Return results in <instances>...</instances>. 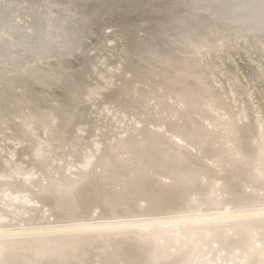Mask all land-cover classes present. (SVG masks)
<instances>
[{
	"label": "rangeland",
	"instance_id": "obj_1",
	"mask_svg": "<svg viewBox=\"0 0 264 264\" xmlns=\"http://www.w3.org/2000/svg\"><path fill=\"white\" fill-rule=\"evenodd\" d=\"M1 1L6 2L5 0ZM12 1L15 2V6L9 18L17 21V26L21 25L20 28L25 31H21L23 34L19 35V39L22 40L25 38L24 33L36 34V30L37 32L39 31V26L35 24L37 15L42 21L44 19L46 22L52 23L58 13L59 15L57 16L60 19L63 18L61 16V9H66L65 7L69 5L67 3L68 0ZM74 1V13L77 16L80 15L79 13L81 11L87 13L92 19L96 20V24L94 25L95 28L88 32L84 28L82 30V37L73 42L70 45V49L58 52L57 49L55 50L57 47L55 40L51 43L43 39V42L48 48L56 47L49 52L37 51V53L31 55L30 65L26 61L18 60L19 58L13 60L11 57H7L5 60V58L1 57L0 59V79L3 80V82L0 81V248L10 245L16 254V261H19V263L14 261L15 264H36V262H39L38 259L42 257L40 255H44V258L48 256L47 258L52 260V255L57 252L59 255L61 254L60 256H62L63 260L67 259L65 261L67 264H128L126 257L128 255L125 254L126 256H124L125 251L121 253L123 247H126L127 244V246L130 244V247L136 244V246L134 245V249L141 248L145 244V241L147 242L146 237L153 235L155 237L152 240L154 246L157 250L160 247L161 249L159 250L160 252H157L159 256L155 254L158 258L152 254L156 258L155 260L158 259V261L154 262V257L150 255L146 260V264H160V262L161 264H168L172 258L177 259L178 264H189L190 262V264H242L249 251H252L256 247L259 253L258 255L261 256L259 258H262L260 260L264 261V246L258 244L257 237L255 239L252 235L248 236V238L253 242L246 241V243H252L250 244L251 247L245 242L240 245L242 248L235 242L231 244L230 248L224 249V251L219 247V237L217 236V238L214 232L215 225H219V215L228 214V210L231 209V207L225 206L224 204L222 205L223 207L221 206L219 208V198L223 196L219 193V185H216L220 184L217 178L219 177V173L215 175V178L214 176L210 177V179H207L205 176L199 178L202 182H206V179L208 181L210 180V183L213 185L214 195H212L217 202L215 205L201 204V200L205 196L194 192V194L191 193L189 196L197 203L194 208L193 206L187 207L179 205L177 207H171L170 211L164 212L163 210H156L155 212H151L148 211L151 209L148 208L149 204L147 202L149 203V201L146 198L144 199L145 196H139L135 200V205L138 207V210L135 212L137 214L134 213V215L120 214L118 217L117 215H111L109 217L107 214H102L105 212L103 210L104 207L101 204L98 205L97 202L91 203L90 207L88 204L89 209L83 208L86 207V198L84 199L86 197V189L90 188V185L93 183L102 186V189L105 187L109 192L117 195L120 193L115 191V188L120 189L118 187L119 184L117 185L115 182L112 184L109 183L110 173H106V171L110 168H104L108 161H105L106 163L104 164V160L107 159L106 156H108L109 152L121 146L131 137L135 144H140L147 140L150 141L151 138L147 130H150V127H154L152 123L158 124L160 120L164 121L165 117L166 119L173 117H168L171 113H166L163 107L170 99V81H173V78L177 74L173 71L162 73L166 66L160 65L159 63L157 66L149 64V60L152 59L151 61H155L154 56L149 51L153 48L156 50L157 46L151 44L153 48H150V46L147 48L148 39L155 34L157 38V35L161 32L160 27H163V22H165L164 25L171 24L183 14L199 12L203 15L201 29H205L206 31L202 32L204 33V37H210L212 41L210 40L211 42L209 41V43L197 47L195 51L197 54L195 53L194 57V61L196 62L194 68L196 72L188 74L185 71L183 73V78H185L183 79L185 80L183 85L187 86L195 82L193 85L199 88L202 85V89H204V86L212 87L214 90L211 89L218 96L220 91L223 99L232 105V110L238 123L245 122L248 119L257 122L260 126H258L259 131L255 130L251 132V138L253 142L259 143L260 151L264 147V38L253 36V31L248 34L249 37H245V33L239 31L242 27L245 28L244 23H239L238 20L242 18L234 15L229 19L228 17L231 14L229 15L228 12L222 13L224 18L221 17L222 20H220L224 22L220 24L219 30V8L215 10L216 7H214V3L218 0ZM26 5L30 7L34 5L38 6L33 10L30 8L28 10ZM226 15L229 16L226 17ZM78 22H81V20ZM226 26L227 28L228 26L231 27V29H227ZM56 27L54 30L57 32ZM233 30L238 33L235 34ZM209 31L211 34L208 33ZM58 32L60 34L62 33L61 30ZM20 53L18 56H21ZM8 62H11L10 65ZM31 65L34 68L42 66L46 71L51 66L55 69L68 66L64 70H67L70 75L72 74L71 79L65 81L69 85V88L65 91L62 90L61 88L63 86H58L57 80L51 74L50 77L49 74L43 73L42 78L41 76L40 78L39 76H31V80V77L25 76L24 73L22 74L29 67L33 68ZM4 66L9 67L6 68ZM154 67L160 70L153 76L151 75V71ZM173 67V65H170V70H173ZM48 72L51 73L50 69ZM193 76L195 77L193 78ZM76 83H78V86ZM176 84H178V87H181L179 80ZM176 84L175 86H177ZM78 108H80L81 112H75ZM171 110L177 109L175 106H172ZM61 112L65 113L64 115L68 117H63ZM154 114L159 115L160 120L158 117H154ZM151 117L154 118L152 119ZM148 118L149 120H147ZM159 131L160 133L158 132V134L161 137L160 134L165 131L161 129ZM144 132L146 133L143 134ZM163 134L162 136H164ZM146 135H148L147 138ZM203 138L206 142L210 141L209 144L213 150L214 148L215 150L218 148L219 144L217 141L212 140L211 134H205ZM182 140L181 144H185L184 146H187L190 142L186 138H182ZM189 145L191 146V144ZM195 147L193 146L192 151L198 152L199 150L194 149ZM214 156L216 154H210L209 156L205 154L199 159L211 164V162L217 160V156ZM108 157L110 158V156ZM96 159L102 161L100 162ZM101 172L102 175L105 173L107 178L102 180V177L99 176ZM259 173H262V171ZM162 177V173L156 175V178ZM83 180H86V182ZM60 181L61 183H59ZM78 183L82 186V190L85 189V192H74L75 188L73 191L69 190L71 193L69 195L74 196L76 194V196H81L79 197L83 198V200L79 199V201L82 200L81 205L70 202V199H67L68 196L62 191H59L63 190L66 192L67 189L63 187L70 185L71 188H74ZM113 207L117 206L114 205ZM262 207L264 209V205ZM221 209L222 211L224 209V211L222 212ZM263 209L261 211L257 210V214L262 213L263 215L260 220L261 222L255 223L258 229L255 230L252 227L255 230V236L256 231H260L264 227ZM233 213V215L238 213L234 218L238 217L239 219H236L240 222L246 223L249 220V222H255V216L253 217L254 212L251 213L252 215L250 213L240 214L242 213L241 211ZM187 215L188 217L191 216V218H187ZM195 217L199 220L197 221ZM216 217L217 220L215 219ZM208 221L210 222L208 223ZM125 223L127 225L131 223V225L126 226ZM133 223L138 224L137 226H133ZM131 228L134 230H130ZM100 230H104L102 231L103 235ZM210 230L213 231L210 233ZM90 231L102 236L98 234V236H95ZM107 232H109L110 236L114 233L111 239L109 235L107 236ZM12 233L15 237L12 236ZM236 234L239 236V231L235 233V237H237ZM2 235L4 237L3 240ZM99 236L105 239L101 244L97 241L100 239ZM106 239H108V243ZM207 239L209 240L207 241ZM96 241L99 245L96 244ZM105 242L109 245V248L108 246L106 247ZM111 242L113 243L111 244ZM215 242L218 244L216 245ZM32 244L33 247L31 246ZM184 244L186 245L181 247ZM245 244L248 247H245ZM26 245L29 246L28 250H31V252L36 251V249L38 250L40 247H42L43 252L38 256L35 255L36 257L31 255L32 258L28 255L29 259L32 260L31 262L30 260H25V257L22 258L23 255L21 253L25 251ZM19 246L23 247V251ZM15 247H19L20 249H15ZM234 247L235 249H231ZM236 247L240 248V250ZM80 248L83 249L81 250ZM103 248H107V251L106 249L103 251ZM243 248L247 251H244ZM101 250L102 253L99 252ZM219 250L224 253L221 255ZM106 253L108 254L106 255ZM68 254H70V257L72 256V259L75 256L79 257V260L77 257L74 259L76 261L78 260V263H73L76 261L71 258V260H68ZM117 257H120V260ZM159 257H162L164 260L159 259ZM102 258H106V260H102ZM182 259L183 261H181ZM190 259L194 260L190 261ZM115 261L116 263H114ZM243 264H246V261Z\"/></svg>",
	"mask_w": 264,
	"mask_h": 264
},
{
	"label": "bare ground",
	"instance_id": "obj_2",
	"mask_svg": "<svg viewBox=\"0 0 264 264\" xmlns=\"http://www.w3.org/2000/svg\"><path fill=\"white\" fill-rule=\"evenodd\" d=\"M5 1L6 2L0 0V59H1V57L5 58V60L7 57H11V59H13V60H17L19 58L18 60L26 61V62H28V65H30V63H29L30 57H31V55L37 53V51L49 52L50 50H54L53 48L57 46L55 48V50L57 49L58 52H63V50H65V49L66 50L70 49V45L73 42H75L78 38L82 37V35H83L82 30H84V28L86 29L87 32L92 30L93 28H95L94 25L96 24V20L92 19V17H90L87 13H83L82 11L79 13L80 15L77 16L74 13L75 1L74 0H68L67 3L69 5L65 7L66 9H64V8L61 9L62 7L60 8L62 10V13H61V16L63 17L62 19H60L59 16H57V15H59V13H58L55 16L54 21L52 23H49L48 21L46 22V20H44V19L42 21L41 18H38V15H37L36 16L37 19L35 20V24H37V26H39V31L37 32V30H36V32H35L36 34H29L28 32L24 33L25 38L22 40V39H19V35L23 34V33H21V31L22 32H25V31H23L22 28H20L21 25L17 26V21H13L11 18H9L10 15L12 14L11 12L13 11V7L15 6L14 5L15 2L12 0H5ZM18 2H19V0H18ZM37 6H35V5L33 7L27 6V9L29 10V8H30L31 10H33L34 8H37ZM214 7H216L215 10H217L219 8V30H220V24L222 22H224V21H221L222 18H224V16H222V13L224 14L225 12L226 13L228 12L229 15L231 14L230 17H228L229 19L232 18V16H234V15H236L237 17H241L243 19V20L238 19L239 23L242 22L245 25V28L240 26V27H242V29L239 31L244 32L245 37L246 36L249 37L248 34L253 31L254 32L252 34L253 36H255V37L259 36V37L264 38V0H218L216 3H214ZM186 9H188V8L186 7ZM61 10H59V11H61ZM59 11H57V12H59ZM229 15H226V17ZM202 16L203 15L201 13L196 12L194 14H183L182 16H179V18H177L173 23L168 24V25H164L165 22H163L162 23L163 27H160L161 32H159L160 34L157 35V38L155 37L156 36V34H155V35H152L148 39L149 42H147V44H148L147 48L149 46H150V48H153V46H151V44L154 46H157L156 50L153 48L151 51H149L150 54L154 56L156 62L151 61L152 60L151 59V60H149V62H150L149 64H151L152 66H153V64L157 66L159 63L160 65H164L167 68L166 69L163 67L165 70H163L162 73L167 72V71H173V72H176V74H177V76L175 78H173V81H170V84H169V86L171 85V87L169 88V92H171V95L169 97L170 99L169 100L167 99L168 102H166L165 106L163 107V110H165L166 113H169V112L171 113L168 115V117H172V116L173 117L166 119V117L164 116L165 120L161 121L159 118V115L154 114L155 115L154 117H158L160 122L158 124H155L153 122L152 125H154V127L153 128L150 127L151 128L150 130H147L148 128L145 129V130H147L148 135H150V138H151L150 141L147 140V141H144L140 144L139 143L135 144L132 141V137H131L129 140L124 142L122 145L120 144L121 146H119L115 150L113 149V151L111 150L112 152H109L108 156H110L111 159L108 156H106L107 159L104 160V164L106 163L105 161H107V160L108 161H107V164L104 168H106V167L110 168L108 171H106V173L107 172L110 173V182L109 183L112 184L113 182H115L117 185L119 184L118 187L120 189L118 190L117 188H115L116 190L115 189H113V190H115L116 192H120L121 194L118 193V195H117L113 192H109V190L105 189V187H104V189H102V186L93 183L92 185H90V188L86 189V197H84V199L86 198V200H85L86 201L85 202L86 207H83V208L87 209L88 204L90 207L91 203L97 202L98 205L101 204L104 207L103 210L105 212L103 211L104 213H102V214H104V215L107 214V215H109V217L111 215H117V217H118V215L120 216V214L134 215V213L137 212V210H138V207L135 205V200L139 196H142V197L145 196L144 199L146 198L149 201V203L147 202V204H149L148 208H150L151 210H148V211H151V212H155L156 210H163L164 212H166V211H170L171 207H174V206L177 207L179 205L180 206L184 205L187 207L193 206V208H194V206H196L197 203H195V201L189 197L190 194L191 193L194 194V192L195 193L197 192L200 195L203 194L205 196L204 199L201 200V204L215 205L217 202L215 201V199L213 197V195H214L213 185L210 183V180L208 181L207 179H210V177H213V176L215 178V175L217 173H219V177H217V178H218L220 184H216V185H219V191H220L219 193H221V195H223V196H221L222 198H219V208L223 204L225 206L231 207V209L228 210V214L219 215V225H215L216 228L214 229L215 230L214 232L216 234V237L217 236L219 237V247L221 249H223V251H224V249L226 250V249L230 248L231 244H233L234 242L238 243L239 246L242 245L244 242L246 243V241L253 242L252 240H249V238H248V236H250V235H252V237H254V238L257 237V241L259 242L258 244L264 246V227L262 226L263 227L262 230L256 231V236L254 235L255 230L258 229V228H256L255 223L261 222L260 220L262 219V215H263L262 213L257 214V212H258L257 210L261 211L263 209L262 206L264 205V147L260 151L259 143L253 142L252 138H251V132H253L255 130L259 131V129H258L259 124L252 119H248L245 122L238 123L235 119V116H234V113L232 110V105H230V103H228L227 101H225L223 99L222 95L220 94V91H219V96H218V94L215 91H213L214 88H212V87L211 88L213 90L208 86H204V89H202L203 88L202 85H200V88L198 86H194L193 84L195 82H193L191 85H187V86L183 85V83L185 81V80H183V79H185V78H183V73H185V71L188 72V74L196 72L195 68H194V65L196 63L194 61V57H195V53H196L195 51H196L197 47L202 46L205 43H209V41L211 40L210 37L209 38L204 37V33L202 32V31H206L205 29H203V30L201 29V25L203 22ZM176 17H178V16H176ZM167 18H169V17H167ZM77 19H79V20H77ZM61 20H64V21H61ZM80 20H81V22H78ZM203 25H206V24H203ZM211 25H213V23H211ZM55 27L57 28V32L54 30ZM209 27H210V25H209ZM226 28H227V26H226ZM237 28H239V27L237 26ZM227 29H231V27L228 26ZM60 30L62 31L61 34L58 32ZM211 31H213V30L211 29ZM233 31L235 32V30H233ZM208 33H210V31ZM236 33H238V32H235V34ZM43 39L50 41L51 43H53V40H55L57 44L53 48H48V46H46V44L43 42ZM38 48H40V50H38ZM19 53L21 54V56H18ZM66 59H67V57H66ZM3 61H4V59H3ZM10 63L11 62H8L9 65H10ZM60 63H62V62H60ZM5 65H6V63H5ZM170 65L174 66L173 70H170ZM197 65H198V63H197ZM4 67H6V66H4ZM8 67H6V68H8ZM20 67H18V68H20ZM67 68H68V66L65 68L55 69L51 66L49 68L51 71V73H50V72H48L49 69L46 71L42 66H38L37 68H34V67L30 68L29 70L25 68L26 70H24L22 72V74L24 73L25 76H27V77H31V76L32 77L33 76L38 77L39 76V78H40V76H41V78L43 77V73L49 74L50 77L52 75V77L57 80V85L63 86L61 89L65 91L69 88V85H67V82H65V81L71 79V77H72L71 76L72 74L70 75L69 72H67V70H64ZM158 70H160V69H157L154 67L151 71L152 72L151 75L154 76L158 72ZM83 73H84V71H83ZM32 77H31V80H32ZM194 77L195 76H193V78ZM197 78H195V79L197 80ZM178 80H179V83L181 84V87H178V84H176L178 82ZM0 81L3 82L2 79H0ZM38 81H39V79H38ZM61 82H65V83H61ZM175 84L177 86H175ZM76 85L78 86V83H76ZM176 87H178V88L176 89ZM73 96H76V95H73ZM63 98H64V95H63ZM172 106H175V108L177 110H171ZM78 111H80V108H78V110L77 109L75 110V112H78ZM82 112H83V110H82ZM61 113L63 114V117L66 116V115H64L65 113H63V112H61ZM66 117H68V116H66ZM71 117H73V116H71ZM80 118H81V116H80ZM71 120H72V118H71ZM147 120H149V118ZM144 125H145V123H144ZM160 129L165 131V132H163L164 134L163 133L160 134L161 137H159V134H158V132L160 133V131H159ZM140 132H141V130H140ZM145 133L146 132H144L143 134H145ZM162 134L165 137L162 136ZM205 134H211L212 140L218 142L219 145H218V148L216 150H215V148H214V150H213V148H211V145L209 144L210 141L206 142L204 140L203 137ZM148 135H146V138ZM263 136H264V134H263ZM124 138L126 139V137H124ZM182 138L189 139L190 142L188 143L187 146H184L185 144L184 145L181 144ZM189 144H191V146ZM193 146L194 147L196 146L194 149H197L199 151L198 152L192 151ZM215 147H217V146L215 145ZM112 148H114V147L112 146ZM30 150H32V149H30ZM108 151H110V150H108ZM108 151H107V153H108ZM107 153H106V155H107ZM115 153H117V154H115ZM205 154H207V156H209L210 154H214V155L216 154L217 157L216 156H214V157H216L217 160L214 162H211V164L210 163L208 164V162H205L204 160L199 159L200 157L204 156ZM97 161L101 162L102 160L98 159ZM258 168H259V170H258ZM101 171H103V170L101 169ZM260 171H262V173H259ZM160 173L163 174V177L162 178H156V175H158ZM104 174L105 173H103V175ZM103 175H102V172H101V175H99L100 177H102V180L107 178L106 174H105V176H103ZM107 176H109V175H107ZM203 176H205L207 178V179L205 178L206 182H202L199 180V178L203 177ZM64 178H65V176H64ZM61 181L59 183H61ZM84 182H86V180ZM88 182H90V181H88ZM104 183H106V182H104ZM88 186H89V184H88ZM104 186H106V185H104ZM65 187H63V188L67 189L66 192L63 190H59V191H62L64 194H66V196H68L67 199L68 200L70 199V202L81 205L82 204L81 201L83 200V198H79L81 196H76V194H74V196L69 195V194H71L69 190L73 191V189L76 188L74 190V192H77V191L82 192L85 189L82 190V188H81L82 186L79 183L76 184V186L74 188H71L70 185L65 186ZM108 188H109V185H108ZM123 189H125V190L123 191ZM105 190H107L108 192ZM5 195H7V194H5ZM61 195H62V193H61ZM38 196H40V195H38ZM61 199H63V198L61 197ZM79 199H82V200L79 201ZM13 200H14V198H13ZM66 202H67V200H66ZM144 202H146V201H144ZM114 205L117 207H113ZM145 205H146V203H145ZM99 211H100V208H99ZM221 211H222V209H221ZM223 211H224V209H223ZM237 211H239V212L241 211L242 213H240V214H243V215H244V213H250L251 214L254 212L253 217L255 216L254 217L255 222H249L250 220L246 223L240 222L239 220L236 219L238 217L234 218V216H237L238 213H236V215H233L234 214L233 212H237ZM263 211H264V209H263ZM146 212H147V210H146ZM77 213H79V212H77ZM135 214H137V213H135ZM27 216H25V217H27ZM217 217L215 218L216 220H217ZM239 217L241 218V216H239ZM67 218H68V216H67ZM185 218H186V216H185ZM187 218L190 219L191 216L188 217V215H187ZM195 219H197V221L199 220L196 217H195ZM193 221L196 222L194 219H193ZM193 221H192V223H193ZM210 221H208V223ZM164 222H166V221H164ZM181 222H182V220H181ZM125 224H126V226L129 225V224L127 225V223H125ZM137 224L133 223L132 225L137 226ZM130 225H131V223H130ZM254 225H255V227H254ZM259 225L261 226V224H259ZM260 226H258V227L260 228ZM185 227H186V225H185ZM90 228L92 229V227H90ZM109 228H110V226H109ZM102 229H104V228H102ZM182 229H184V228H182ZM192 229H191V231H192ZM130 230H134V229L131 228ZM100 231L102 232L104 230H100ZM211 231H213V230H210V233H211ZM238 231H239L240 235L238 236L236 234L237 237H235V233L236 232L238 233ZM90 232H92V231H90ZM204 232H203V234H204ZM206 232H207V230H206ZM107 233H108L107 234V236H108L109 232H107ZM162 233H163V231H162ZM164 233H166V232H164ZM92 234L94 235L95 233L92 232ZM97 234L98 233H96L95 236ZM104 234H105V232H104ZM122 234H123V232H122ZM203 234H201V235H203ZM208 234H209V232H208ZM212 234H213V232H212ZM7 235H8V233H7ZM93 235H91V236H93ZM98 235H100V234H98ZM102 235H103V232H102ZM102 235H100V236H102ZM117 235H119V234H117ZM12 236H13V233H12ZM91 236H89V237H91ZM100 236H99L100 239L98 237H96V238L99 239L97 241H99L98 243L101 244L105 241V239L103 237H100ZM111 236H110V239H111ZM162 236H163V234H162ZM189 236H191V235H189ZM205 236H206V234H205ZM205 236H204V238H205ZM13 237H15V236H13ZM93 237H92V240H93ZM158 237H159V235H158ZM3 238L4 237L2 235V240H3ZM96 238H95V240H96ZM115 238H118V237H115ZM146 238H147V242L145 241V244L141 248L138 247V248L134 249V245L136 246V244H133L132 247H130L131 246L130 244H129V246H127L128 245L127 244L126 247H123L122 251L120 250L121 248L119 249L121 251V253L123 251H125V253L123 252L124 256H126L125 254L128 255V256H126L128 259V264H143L144 261H145L144 264H146V260L150 255H152V254L158 255L157 252L161 249V247L159 250H157V248L154 246V242H152V240L155 237L153 235H149V237H146ZM254 238H253V240H254ZM108 239H106V242L108 241ZM130 239L132 240V238H130ZM118 240H120V239H118ZM118 240H117V243H118ZM208 240L209 239H207V241ZM97 241H96V244H97ZM122 242H124V241H122ZM187 242H189V241H187ZM251 242H250V244H252ZM255 242H256V240H255ZM87 243H88V241H87ZM107 243H106V247L108 246V248H109V245ZM112 243L113 242H111V244ZM156 243H158V242H156ZM204 244H206V243H204ZM217 244L218 243H216V245ZM246 244H248V246L251 247L249 242H247ZM246 244H245V247H248V246H246ZM97 245H99V244H97ZM185 245L186 244L181 245V247L185 246ZM31 246L33 247V244ZM86 246H87V244H86ZM19 247H17V248L15 247V249H18ZM28 247L29 246H27V245L25 246V251L22 250L23 247H20L21 250L23 251V253H21V255H23L22 258L25 257L24 259L28 260V261L30 260L28 255H30V257H31V255H33V256L37 255L38 256L41 252H43L42 247L38 248V250L36 249V251L33 249L34 251H32V252H31V250L30 251L28 250L29 249ZM119 247H120V245H119ZM121 247H122V245H121ZM240 247L242 248V246H240ZM59 248H60V246H59ZM104 249H106V251H107V248H103V251H104ZM231 249H235V247L231 248ZM237 249L240 250V248H237ZM249 249H251V248H249ZM243 250H244V248H243ZM243 250H241V251H243ZM191 251H192V249H191ZM219 251L221 252V250H219ZM223 251L220 253L221 255H222V253H224ZM236 251H238V250H236ZM244 251H247V250H244ZM0 252H1L0 253V264H15L14 261H16V258H15L16 254H15V252H13V249H11L10 245L5 246V247L4 246L1 247ZM55 252H57V251H55ZM83 252H84V250H83ZM99 252L102 253V250ZM162 252H163V248H162ZM184 253H186V252H184ZM225 253H227V252H225ZM80 254H81V251H80ZM107 254L108 253H106V255ZM258 254L259 253H258L257 247L254 248L252 251H249L248 255L245 254V255H247V257L245 256L246 257V259H245L246 264H264V261L260 260L262 258H259L261 256H259ZM60 255L58 252L53 254L52 260L50 258H47L48 256L44 258V255H40L42 257L40 259H38L39 262H36V264H51V263L67 264L65 262V261H67V259L63 260L62 256H60ZM68 255H69L68 260H71L72 256L70 257V254H68ZM76 255H77V252H76ZM154 255H152V257H154ZM108 256H106V257L108 258ZM121 256L123 257V255H121ZM165 256H167V255H165ZM181 256H179V258H181ZM185 256H187V255H185ZM75 257H77V256H75ZM75 257L72 260H74ZM222 257H224V256H222ZM77 258L79 260V257H77ZM103 259L106 260V258H102V260ZM117 259L120 260V257H117ZM149 259H151V258H149ZM155 259L156 258L154 257V262L158 261V259L157 260H155ZM159 259H162V257L161 258L159 257ZM183 259L181 261H183ZM23 260H22V262H23ZM35 260H36V258H35ZM99 260H101V259H99ZM162 260H164V259H162ZM162 260H160V261H162ZM193 260L190 259V261H193ZM31 261L32 260H30V262ZM74 261H76V260H74ZM77 261L73 262V263H78ZM245 261L243 262V260H242L243 263H245ZM17 262L19 263V261H16V263ZM68 262H70V261H68ZM151 262H152V260H151ZM100 263H101V261H100ZM114 263H116V261ZM118 263H119V261H118ZM68 264H70V263H68ZM119 264H121V263H119ZM160 264H161V262H160ZM168 264H178V260L172 258L169 260ZM186 264H188V263H186Z\"/></svg>",
	"mask_w": 264,
	"mask_h": 264
}]
</instances>
